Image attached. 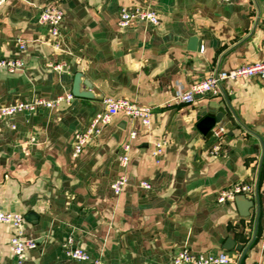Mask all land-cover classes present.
<instances>
[{"label": "crops", "instance_id": "1", "mask_svg": "<svg viewBox=\"0 0 264 264\" xmlns=\"http://www.w3.org/2000/svg\"><path fill=\"white\" fill-rule=\"evenodd\" d=\"M48 1L0 6V59L25 62L15 72L0 67V106L73 95L0 119V209L22 214L25 234L37 242L18 263L12 228L0 223V264H79L63 252L69 237L100 264H171L183 248L226 252L229 264H264V85L258 77L225 80L217 95L175 99L211 71L263 59L264 0H61L59 47L49 26L37 23ZM121 6L152 9L160 23L121 28ZM77 75L87 97L73 94ZM105 97L151 107L150 127L120 112L73 157L75 131L104 109ZM219 109L227 132L213 152L214 137L197 123ZM157 141L164 142L158 161ZM119 175L127 184L115 194ZM241 182L253 185L245 216L234 200L216 201Z\"/></svg>", "mask_w": 264, "mask_h": 264}, {"label": "built area", "instance_id": "2", "mask_svg": "<svg viewBox=\"0 0 264 264\" xmlns=\"http://www.w3.org/2000/svg\"><path fill=\"white\" fill-rule=\"evenodd\" d=\"M223 2H231L233 0H220ZM6 0H0V6ZM64 18V12L61 7V0H50L39 7L37 23L48 25L50 37L55 47H59L60 25ZM134 22H147L152 25H159L160 17L152 9L133 7L128 8L121 6L118 13L117 24L121 28L128 27ZM20 48L24 49L26 44L19 41ZM25 62L22 59L2 58L0 59V67L8 72H15L23 69ZM55 69H61V65H55ZM258 77L264 85V57L260 61L244 64L230 70L211 71L200 81L191 84L186 89L180 88L175 99L180 104L193 103L197 96H214L219 94L222 82L225 80H235L238 78ZM73 95H58L53 99H47L42 96L33 97L27 101H18L13 104L0 106V119L11 117L16 114H32L39 108H53L59 105L63 100H71ZM104 109L94 115L90 124L84 129H78L74 133V144L72 156L77 157L83 148L107 125L113 116L122 112L127 116L140 119L145 127H150L152 108L149 106L138 105L124 98H103ZM226 126L222 122H217L211 129V135L215 139L212 151L217 152L221 142L226 134ZM135 136V131L130 133V137ZM164 142L157 141L154 144L152 152L153 157L158 161L163 152ZM130 145L125 142L121 146L118 156L119 164L125 167L129 160ZM127 184L125 175H119L112 183L111 188L115 194H119L123 187ZM139 185L143 188H150V184L141 181ZM253 191V185L250 183H235L227 188L220 190L216 196L218 203L234 200L239 194L245 195L247 198ZM0 223L11 226L12 234L9 239V247L18 263H22L25 259V252L37 246L35 239L28 237L24 232L25 218L22 214L16 212H7L0 209ZM63 252L71 260L77 261L79 264H100L99 259H91L86 251L74 245V241L69 237L63 243ZM264 249V242L262 244ZM230 257L226 252L215 253H192L187 248H183L176 253L171 264H229Z\"/></svg>", "mask_w": 264, "mask_h": 264}, {"label": "water", "instance_id": "3", "mask_svg": "<svg viewBox=\"0 0 264 264\" xmlns=\"http://www.w3.org/2000/svg\"><path fill=\"white\" fill-rule=\"evenodd\" d=\"M192 43H195V37L191 38L190 40ZM200 43L197 42V48H200ZM78 75L75 77V89L73 91V94L76 96H83V97H87L88 94L85 92H79L77 90V81H78ZM223 117V111L221 109H219L215 114H208L206 116H204L198 123H197V128L199 129V131L206 136H210L211 135V128L215 125V123L220 122L221 118ZM129 182V181H128ZM234 201L236 203V205L238 206V208L240 209V213L241 215L245 216L248 215V209L252 206L253 204V200L247 198L245 195L243 194H239L236 195L234 197ZM32 215L30 214V216L26 217V219H29V217H31ZM254 240V237L252 239V241ZM252 241L246 246V248L243 251V254L247 251V249L249 248V246L251 245Z\"/></svg>", "mask_w": 264, "mask_h": 264}]
</instances>
